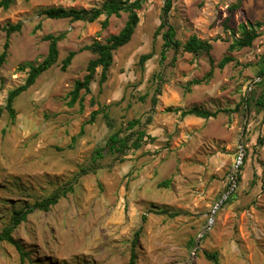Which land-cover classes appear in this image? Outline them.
Segmentation results:
<instances>
[{"label": "rangeland", "instance_id": "rangeland-1", "mask_svg": "<svg viewBox=\"0 0 264 264\" xmlns=\"http://www.w3.org/2000/svg\"><path fill=\"white\" fill-rule=\"evenodd\" d=\"M104 1L14 0L0 9V54L4 28L22 24L0 66V108L27 78L29 69L20 67L46 57L43 38L64 34L57 64L16 98L15 121L6 111L0 116V231L14 212L72 185L57 205L34 211L14 230L27 257L22 261L15 246L2 242L0 264H129L140 228L137 264H214L206 253H216L220 264H264V112L243 104L245 87L264 69V0H243L237 10L230 9L237 0H147L132 40L114 52L107 81L99 85L98 68L90 92L81 91L69 106L75 82L97 57L80 50L118 34L127 14L112 16L104 29V15L88 23L41 13ZM168 1L176 40L195 35L212 43L211 76L207 55L180 49L161 58L166 29L157 30ZM243 24L260 36L251 47L230 51ZM70 51L77 55L63 72ZM145 54L152 57L141 65ZM226 56L232 61L218 68ZM253 92L259 97L264 82ZM169 107L217 116L181 118ZM134 120L139 123L130 127ZM139 131L147 136L138 149L97 155L116 132L130 136L131 145Z\"/></svg>", "mask_w": 264, "mask_h": 264}, {"label": "trees", "instance_id": "trees-1", "mask_svg": "<svg viewBox=\"0 0 264 264\" xmlns=\"http://www.w3.org/2000/svg\"><path fill=\"white\" fill-rule=\"evenodd\" d=\"M147 0H105L101 6L94 7L91 9H75V8H48L44 10L41 15L49 19H68L71 21H83L88 23L96 22L101 16H105L106 19L102 23V28H107L108 20L112 16L120 17L122 13L127 14V20L124 27L120 30L118 34L111 35L106 39L104 43L94 41L91 45L85 46L83 50H89L94 53L97 57L89 61L87 65V74L84 76L82 80H77L75 82L73 90L70 92V102L69 106H74L77 101L81 99L80 92L85 91L86 93L90 92V87L93 81H95L97 69L102 68L99 85H103L108 79V72L113 65L114 59V52L117 51L119 48L124 47L127 45L131 40L140 23V15L139 11L142 9L143 4ZM243 0H237L235 4H233L230 9L237 10L240 9L242 6ZM14 0H0V9L8 10ZM171 9V1H168L166 6L164 7V17L162 20L161 25L157 30V34L160 33L163 29H166L163 34V47L161 51V58H166V52L169 50H174L178 52L180 49L184 53H190L194 56L199 55H207L209 56V62L211 65V70L207 74L209 76L212 75L214 61L210 57V52L212 51V43L208 40H202L197 36H191L185 43H181L180 41L176 40V32L172 25L168 23L167 15ZM257 27H261V23H256ZM249 27V28H248ZM248 27L246 25H241V37L236 39L230 46L229 50H241L243 48L251 47L253 42L260 36L257 30L249 24ZM41 25H37L36 29H40ZM22 29V24L18 23L16 25H11L4 30L6 31V41L3 46V51L0 54V66H2L8 56L9 50V38L15 32H20ZM45 41L49 42L48 53L43 61L39 64L33 65L28 64L26 66H21L20 70L25 71L26 68L29 69L27 78L25 82L13 89L9 92L6 106L4 108H0V116L3 111H6L10 116L12 122L15 121L16 118V111L14 109V102L16 98H18L21 94L29 90L37 81V79L51 69L54 65L58 62L59 57V50H58V43L64 39V34L60 35H46L43 38ZM77 55L76 51H70L68 55L62 60L61 70L65 72L68 67L72 64L73 59ZM152 57L151 54H145L140 57V64L143 65L145 61ZM232 61V58L229 56L224 57L219 63L218 68L223 69L225 65ZM259 77L262 78V81L257 83V85H261L264 82V69L261 70ZM204 80H193L191 82L192 85H199ZM249 84L245 87V95L243 104L244 107L249 110L252 106L257 107L258 110L264 112V92L257 98L254 97V88L250 92H247ZM155 101V100H154ZM168 112L180 113L181 118H186L188 116H194L203 119H210L215 118L217 116V112H210L199 107H192L190 109H181V108H167ZM98 113L94 112L92 114L93 121ZM139 123L138 120H134L129 123L130 127H133ZM145 131L137 132L136 140L130 145V136L120 137V133L116 132L115 134L111 135L108 139V142L104 149L98 150L97 155L101 156L102 151L108 150L112 153H119L120 155L125 154L128 149H138L141 146V142L143 141L144 137H146ZM149 137V136H148ZM169 181L165 182V186L168 187ZM72 189V185L69 187L60 188L51 194L49 197L35 203L31 207L22 208L19 211L13 213L11 222L8 226L0 231V243L7 242L16 247L18 252L21 255V260H24V257H27V253L23 250L22 245L16 240L13 236L14 230L26 219L28 216L36 210L39 211H49L53 206L57 205L61 198L67 195V192ZM233 193L228 196L227 200H230ZM142 228H140L136 233L133 240V247L130 255L129 264H137V254L135 252V247L139 236L141 235ZM206 257L211 260L214 264H220L219 259L216 253H206Z\"/></svg>", "mask_w": 264, "mask_h": 264}, {"label": "built area", "instance_id": "built-area-1", "mask_svg": "<svg viewBox=\"0 0 264 264\" xmlns=\"http://www.w3.org/2000/svg\"><path fill=\"white\" fill-rule=\"evenodd\" d=\"M261 81H262V78H261V77H258V78H256L255 80L251 81V82L249 83L248 88H247V92H250V91L252 90V88H254V86H255L257 83L261 82Z\"/></svg>", "mask_w": 264, "mask_h": 264}]
</instances>
